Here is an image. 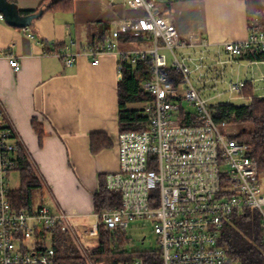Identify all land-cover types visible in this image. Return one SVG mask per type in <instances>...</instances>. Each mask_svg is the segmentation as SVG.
<instances>
[{"label":"built area","instance_id":"1","mask_svg":"<svg viewBox=\"0 0 264 264\" xmlns=\"http://www.w3.org/2000/svg\"><path fill=\"white\" fill-rule=\"evenodd\" d=\"M121 1L143 15L119 21L108 41L81 54L70 47L55 53L67 67H73L81 55L95 59L93 64L98 65L99 57L115 53L120 57L121 75L125 61L134 66L146 59L153 62V78L141 87L151 97L142 108L149 124L140 133L118 134L119 168L106 176L108 189L121 196V205L96 214L99 223L83 234L69 214L55 213L47 203L33 211L13 207L9 177L16 165L18 144L0 105V264H56L55 250L44 236L59 225L66 226L80 243H92L99 237L101 224L114 233H126L132 221L149 223L160 250L147 252L157 254L155 257L130 264H237L221 237L233 217L247 211L259 216L264 237L258 162L248 144L233 138L236 131L232 127L215 121L214 107L209 105L224 95L230 102L215 107L245 101L242 90L246 83L227 82L225 65L246 51H264V29L256 24L244 41L215 47L202 42L199 50L186 53L187 45L180 40L174 22L162 13L161 0ZM122 34L145 37L144 46L121 50L118 39ZM222 53L227 60H222ZM7 59L14 70L20 69L17 57ZM223 84L228 89L220 92ZM211 91L214 96L203 95ZM190 112H196L201 125L182 124L181 117Z\"/></svg>","mask_w":264,"mask_h":264},{"label":"crops","instance_id":"2","mask_svg":"<svg viewBox=\"0 0 264 264\" xmlns=\"http://www.w3.org/2000/svg\"><path fill=\"white\" fill-rule=\"evenodd\" d=\"M7 2L26 18L41 13L43 0ZM163 6V15L172 19L180 40L187 45L186 53L199 50L202 42L215 47L244 41L256 24L264 29V0H161V9ZM74 12L45 11L23 28L20 21H8L0 10L4 17L0 20V105L14 129L16 143L27 151L43 180L45 203L55 213L82 220L96 217L94 196L100 175L119 168L122 75L120 57L115 53L99 57L98 65L93 64L95 59L81 55L73 67L56 57L66 47L81 54L99 45L100 25L94 33H82L67 16ZM143 46L119 42L121 50ZM11 55L18 58L19 70L11 67L7 59ZM221 56L228 59L226 53ZM224 78L249 83L257 97H264V62L235 58L225 65ZM129 108L134 109L133 105ZM94 134L106 135L112 146L94 154Z\"/></svg>","mask_w":264,"mask_h":264},{"label":"trees","instance_id":"3","mask_svg":"<svg viewBox=\"0 0 264 264\" xmlns=\"http://www.w3.org/2000/svg\"><path fill=\"white\" fill-rule=\"evenodd\" d=\"M193 0H171L173 2ZM199 1V0H196ZM77 0H43L39 11L55 13H73ZM37 11V12H39ZM137 13L135 16H142ZM109 23L100 25L98 44L109 40L111 35ZM118 42L121 44L141 45L145 37H134L122 34ZM241 60L249 62H264V51H246ZM153 62L146 59L137 65H131L127 61L123 63L122 79L119 84L120 99V132H139L149 124V118L143 109H131L129 106L144 104L151 97L142 90V84L153 78ZM242 97L246 104L237 106L225 104L213 108V117L218 124L226 123L236 131L235 140L248 144L251 147V156L259 165L260 174L264 176V97H257L251 84L246 83L242 90ZM181 122L184 125H201V119L196 112L183 114ZM40 137L42 138L41 131ZM92 151L98 154L112 146V142L104 134L92 135ZM16 165L11 172H18L20 185L10 193V201L13 207L19 210L33 211L39 205L45 203V186L43 180L32 163L27 151L18 144L16 153ZM121 205V196L107 187L106 176L100 175L98 191L94 196L96 214L114 211ZM84 228V227H83ZM88 232V228L82 229ZM70 231L65 226H58L51 230L53 249L56 254V264H90L82 255L79 248L70 244L68 236ZM47 234L44 236L47 242ZM263 233L260 228V219L256 212L247 211L245 214L233 217L232 225L225 227L221 242L226 247L229 256L237 264H264ZM128 239L125 233L112 232L102 224L99 226V237L92 246L90 256L95 264H130L137 259H150L157 254L131 253L126 250ZM153 255V256H152Z\"/></svg>","mask_w":264,"mask_h":264},{"label":"rangeland","instance_id":"4","mask_svg":"<svg viewBox=\"0 0 264 264\" xmlns=\"http://www.w3.org/2000/svg\"><path fill=\"white\" fill-rule=\"evenodd\" d=\"M164 6L162 7L163 10ZM137 12L129 9L123 5V1H117L115 4L110 3L108 0H77L76 9L74 14L67 15L70 17L69 19H73L76 23L77 27L82 31V33H94L96 31V27L102 25V23H109L111 30L113 31L116 27L117 22L121 19L128 18L130 16H135ZM136 17V16H135ZM180 54L181 52L178 51ZM230 76H227V80H230ZM230 82V81H228ZM227 85H220L219 91L224 92L227 91ZM206 98H210L215 95L213 91L203 94ZM227 103L228 95H224L220 100L214 99L209 102V105L215 107L220 103ZM231 104L239 105L242 104L240 100H233ZM143 105H133L134 109H140ZM185 107L190 111H194V109L189 106V104H185ZM10 187L12 189H17L19 187L20 178L18 172H12L10 174ZM261 189L264 193V176L261 179ZM254 212V211H251ZM74 223L81 222L80 224H75L78 233H85L82 229L88 228L91 230L96 224L99 223V220L95 216H91L86 219L77 220L73 219ZM84 227V228H83ZM66 229H68L65 226ZM69 230V229H68ZM69 236L68 241L71 244L77 246L82 253L83 257L90 263L95 264L90 256L89 249L95 245V242H86L82 240L80 243L75 236L71 232L68 233ZM47 245L53 248L52 239H50V234H47ZM126 238L128 239V243L126 246V250L131 253H144V252H158L160 250L157 236L153 232V228L149 223H144V221H132L129 223V228L125 233ZM102 264V263H99ZM109 264V263H103Z\"/></svg>","mask_w":264,"mask_h":264},{"label":"water","instance_id":"5","mask_svg":"<svg viewBox=\"0 0 264 264\" xmlns=\"http://www.w3.org/2000/svg\"><path fill=\"white\" fill-rule=\"evenodd\" d=\"M0 10L4 13L5 18L8 21H20V26H22L23 28L30 26L32 22L37 19V17H40L42 15V13H39L38 15L21 18L20 15H18L17 7L15 5L9 4L7 0H0Z\"/></svg>","mask_w":264,"mask_h":264}]
</instances>
